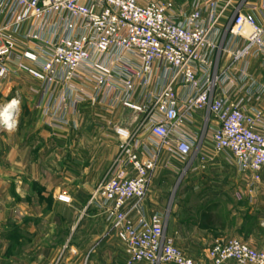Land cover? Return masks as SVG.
<instances>
[{
    "label": "built area",
    "instance_id": "2783aa9c",
    "mask_svg": "<svg viewBox=\"0 0 264 264\" xmlns=\"http://www.w3.org/2000/svg\"><path fill=\"white\" fill-rule=\"evenodd\" d=\"M184 1L0 0V95L10 76L29 74L36 107L55 129L80 102L75 92L140 114L132 129L116 126L118 151L88 201L124 244L127 264H197L167 235L168 213L148 217L143 205L161 149L192 166L196 138L183 129L195 114L207 113L214 151L233 154L251 199L262 183L264 113L251 103L264 83L248 66L264 64V22L245 11L247 0ZM0 127L12 129L1 118ZM145 132L157 149L140 142ZM206 256L264 264V250L236 237L215 240Z\"/></svg>",
    "mask_w": 264,
    "mask_h": 264
},
{
    "label": "crops",
    "instance_id": "0c3cea01",
    "mask_svg": "<svg viewBox=\"0 0 264 264\" xmlns=\"http://www.w3.org/2000/svg\"><path fill=\"white\" fill-rule=\"evenodd\" d=\"M262 6L264 0H247L245 11L263 23ZM248 72L264 83L261 58L250 59ZM34 83L24 73L10 76L3 89L15 86L19 97L11 100L20 105L25 98L37 115L16 123L12 131L0 127V264H127L124 244L102 210L88 201L118 151L116 126L132 129L140 114L120 104L111 109L102 102L93 104L89 95L75 92L81 100L71 106L67 125L51 128L36 107ZM251 104L264 113V94ZM206 117L205 112L195 114L193 124L183 129L196 138L192 166L172 165L170 158L176 157L161 149L143 203L148 217L168 213L167 235L197 264H211L209 246L234 238V231L242 230L250 218L264 226V169L251 199L233 154L214 151ZM155 139L145 132L140 142L154 150ZM61 194L70 202L59 200ZM232 215L235 219L229 221Z\"/></svg>",
    "mask_w": 264,
    "mask_h": 264
},
{
    "label": "rangeland",
    "instance_id": "374dc122",
    "mask_svg": "<svg viewBox=\"0 0 264 264\" xmlns=\"http://www.w3.org/2000/svg\"><path fill=\"white\" fill-rule=\"evenodd\" d=\"M189 3L185 5L188 7ZM26 84L23 83L22 86ZM11 97H19L17 93H15V86L12 85V88L8 85L5 90H3L0 95V108L3 107L8 101H12ZM13 99V98H12ZM37 112L35 109H32L28 106V101L25 98L21 99L20 105H18V112L16 117V123L19 126V122L26 117H36ZM155 144H158V139H155ZM170 162L172 165L184 167L188 166L187 161H183L177 158H170ZM250 218V217H249ZM248 218V219H249ZM235 216H230L229 221H233ZM235 237H245L248 238L251 244H253L257 249L264 250V226H261L260 221L256 219H249V222L244 225L242 230L234 231Z\"/></svg>",
    "mask_w": 264,
    "mask_h": 264
},
{
    "label": "bare ground",
    "instance_id": "6f19581e",
    "mask_svg": "<svg viewBox=\"0 0 264 264\" xmlns=\"http://www.w3.org/2000/svg\"><path fill=\"white\" fill-rule=\"evenodd\" d=\"M17 112L18 104L17 101L13 100L2 107L0 118L3 120L5 125L14 128L13 126L16 123Z\"/></svg>",
    "mask_w": 264,
    "mask_h": 264
},
{
    "label": "water",
    "instance_id": "95a60500",
    "mask_svg": "<svg viewBox=\"0 0 264 264\" xmlns=\"http://www.w3.org/2000/svg\"><path fill=\"white\" fill-rule=\"evenodd\" d=\"M13 130V128L12 129H7L6 127H2V131H12Z\"/></svg>",
    "mask_w": 264,
    "mask_h": 264
},
{
    "label": "trees",
    "instance_id": "16d2710c",
    "mask_svg": "<svg viewBox=\"0 0 264 264\" xmlns=\"http://www.w3.org/2000/svg\"><path fill=\"white\" fill-rule=\"evenodd\" d=\"M244 240H247V239H244Z\"/></svg>",
    "mask_w": 264,
    "mask_h": 264
}]
</instances>
